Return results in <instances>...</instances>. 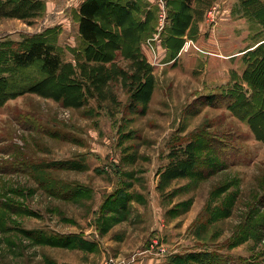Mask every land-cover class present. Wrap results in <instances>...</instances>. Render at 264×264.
Returning <instances> with one entry per match:
<instances>
[{
    "label": "rangeland",
    "instance_id": "374dc122",
    "mask_svg": "<svg viewBox=\"0 0 264 264\" xmlns=\"http://www.w3.org/2000/svg\"><path fill=\"white\" fill-rule=\"evenodd\" d=\"M14 1L0 44L41 34L67 65L49 76L0 53V264H264V143L227 103L249 88L240 58L193 40L190 74L116 43L114 61L78 57L85 0ZM231 1L248 19L232 44L255 48L264 0Z\"/></svg>",
    "mask_w": 264,
    "mask_h": 264
},
{
    "label": "trees",
    "instance_id": "16d2710c",
    "mask_svg": "<svg viewBox=\"0 0 264 264\" xmlns=\"http://www.w3.org/2000/svg\"><path fill=\"white\" fill-rule=\"evenodd\" d=\"M14 2H16V6L13 7L14 10L25 7L28 10H32L35 5H39V2L37 3L35 0H18ZM174 2H177V0H168L167 2L169 9L171 8L172 10L171 15L175 22L183 23L186 18L183 11L190 7L193 0L180 1V4H182L180 7H175ZM106 10L107 13L100 20V12L103 14ZM156 10L157 6L155 4H149L147 19H145L143 17L145 4L142 0H85L79 7L78 19L80 41L83 48H81L82 52H79L81 55L78 52L76 54H78V57L87 59V56L94 57L101 53L100 61H105L107 56L112 53L113 56L110 61H114L116 56L112 50L115 49L114 43H116V48L128 50L126 55L141 62L137 64H142L145 60L139 58L143 56L140 50V40L145 36H152L155 31L158 23ZM259 11H262L259 14L263 24L261 31L262 42L245 54L247 69L243 75L244 79L248 81L249 88L243 84L236 96L234 95L230 98L227 103L240 114L242 119L250 124L258 137L264 138V7ZM244 13L245 16L247 15L253 20V10L251 8L249 10L247 5ZM103 25L107 28H104ZM116 28L119 30L116 31ZM168 29L169 32L165 31V33L163 31L161 40L164 45L171 46V49L174 47V50H176V46L180 47L184 40L183 38L177 39L176 34L173 33L175 32L174 25L167 27ZM9 42H6L3 46L0 44V53L5 52L13 66L26 67L38 64L43 72L49 76H55L63 66L67 65H64L63 54L56 46L55 41H51L47 36L37 33L30 34L23 43H17L14 46L15 48L12 47L11 40ZM0 67H3L1 60ZM149 70H151L150 66L148 67ZM135 75L137 74L135 73L133 76ZM148 86L145 84L143 87ZM149 89H151V85ZM215 95H209L207 101L209 103L214 102L216 99ZM210 260H216L215 256L211 257Z\"/></svg>",
    "mask_w": 264,
    "mask_h": 264
},
{
    "label": "crops",
    "instance_id": "0c3cea01",
    "mask_svg": "<svg viewBox=\"0 0 264 264\" xmlns=\"http://www.w3.org/2000/svg\"><path fill=\"white\" fill-rule=\"evenodd\" d=\"M145 4V12L143 17L147 19V9L149 4H155L153 0H142ZM168 1V0H167ZM180 1L184 2V0H177V2H174L175 7H180L182 4H180ZM82 1L80 2L81 5ZM146 4H148L146 6ZM221 4V17L218 18L216 22L212 20L213 15L215 14V5ZM79 5V7H80ZM168 5V4H167ZM236 2H232L231 0H193L190 7L184 9L185 14V22L178 23L175 22L174 18L171 15V8L167 6L168 11V19L166 22V25L164 29H160V19H159V7L157 6L156 15H157V24L155 31L153 32L152 36H145L143 39L140 40V48L141 52L143 54H146L147 61L151 62L153 64L154 70L152 73L156 74L157 68L160 70V72L171 70L170 73H172V69L176 70L179 68V66L182 67V65L189 64L188 70H185L190 74V70L195 67L197 63L195 61L200 56H196L195 50L189 48V44L191 41H195L199 45L203 46L204 48H213L217 49V52L219 51L221 54L224 55L226 52H231L233 57L240 58L243 68L242 72L247 69V62L245 60V54L250 50L254 48L253 43H249L248 41V35L244 33V40L241 41L245 43L241 46H235V44H232L234 40L235 35H237L238 31H236L235 26L237 23H246L248 21L247 18H244L243 16L238 17V12L236 10ZM177 12V10H176ZM233 12V13H232ZM239 18V19H238ZM251 23V22H250ZM79 24V23H78ZM171 25H174L175 27V33L177 39L180 40V38H183V42L180 47L176 46V50L171 49V46H167L163 44V41L161 40V35L165 31L169 32V29L167 30V27H170ZM230 25V26H229ZM235 25V26H234ZM164 31V32H163ZM166 33V32H165ZM247 35V36H246ZM192 38V39H191ZM149 43H152L153 46L149 45ZM155 44V45H154ZM237 45V44H236ZM174 51L176 52L174 54ZM187 51H189L187 53ZM191 51V52H190ZM158 52V57L156 61H153V57H155V54ZM224 52V53H223ZM191 53H194L191 54ZM199 54V53H198ZM128 59V57H127ZM237 59V58H236ZM126 69V68H124ZM183 72V71H182ZM233 73H240L239 70L233 69ZM156 85V83H155ZM155 87V86H154ZM245 122H247L245 120ZM248 123V122H247ZM249 124V123H248ZM250 125V124H249ZM252 129V127L250 126ZM253 130V129H252ZM255 138L261 142L264 143V138L258 137L254 131H252Z\"/></svg>",
    "mask_w": 264,
    "mask_h": 264
},
{
    "label": "built area",
    "instance_id": "2783aa9c",
    "mask_svg": "<svg viewBox=\"0 0 264 264\" xmlns=\"http://www.w3.org/2000/svg\"><path fill=\"white\" fill-rule=\"evenodd\" d=\"M159 7V19H160V29H164L167 19H168V11H167V0H153ZM149 45L153 46L152 43Z\"/></svg>",
    "mask_w": 264,
    "mask_h": 264
}]
</instances>
